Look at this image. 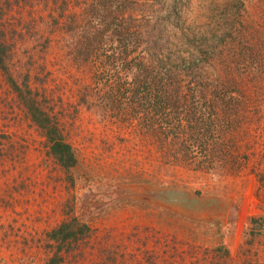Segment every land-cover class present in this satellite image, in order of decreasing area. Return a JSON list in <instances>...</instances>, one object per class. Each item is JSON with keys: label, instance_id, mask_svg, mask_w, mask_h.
I'll use <instances>...</instances> for the list:
<instances>
[{"label": "rangeland", "instance_id": "1", "mask_svg": "<svg viewBox=\"0 0 264 264\" xmlns=\"http://www.w3.org/2000/svg\"><path fill=\"white\" fill-rule=\"evenodd\" d=\"M4 1L0 28L11 46L12 75L39 92L79 163L66 171L50 155L0 69V264H43L54 251L49 232L69 215L93 232L64 264H264V0L183 1L181 21L212 86L231 80L242 92L233 93L235 106L228 109L237 112L227 138L233 163L209 170L194 169L189 159L166 162L160 127H146L153 115L138 131L104 112L99 100L85 101L94 63L112 51L97 50L88 60L81 52L94 32L84 29V0H68L64 15L66 0ZM128 58L116 69L125 82L118 93L124 104ZM188 136L178 139V148L188 146ZM208 201L222 216L191 210L195 215L183 205L209 209Z\"/></svg>", "mask_w": 264, "mask_h": 264}, {"label": "trees", "instance_id": "2", "mask_svg": "<svg viewBox=\"0 0 264 264\" xmlns=\"http://www.w3.org/2000/svg\"><path fill=\"white\" fill-rule=\"evenodd\" d=\"M183 1L84 0L89 21V27L86 25L84 29L94 32L82 42L81 52L84 50L88 60L97 50L112 51L106 57H100L101 53L100 64L94 63L97 75H94L93 84L84 86V98L85 101H89L88 97L99 100L104 112H113L138 131L146 126L145 116L153 115L146 127L147 130L149 127L148 132L156 124L160 127L163 133L161 151L168 163L177 165L189 159L196 163L193 167L196 170L227 168L235 155L227 138L232 136L230 128L237 119V112L229 114L228 109L231 108L229 104L235 106L233 93L242 92L231 80L215 82L216 86H212L203 66L204 60L197 56L196 44L190 39L189 28L181 21ZM67 3L68 0L63 2L61 15ZM8 5L7 1L0 3V20ZM5 37V30L0 28V69L41 129L50 155L63 169L71 171L79 163L76 150L63 135L59 119L39 102V92L33 93L27 82L22 87L15 80L9 66L11 46ZM123 55L129 57L131 69V82L124 92L128 100L125 104L118 99L121 85L125 84L117 71ZM133 55L136 56L130 59ZM102 65L106 71H102ZM174 70H178L180 76ZM175 75L177 79L183 75L186 84L175 81ZM184 134L189 135L190 143L184 146L180 142L181 148H178L177 141ZM92 232L90 225L69 215L49 232L54 251L43 264H64L66 257L82 250L81 244Z\"/></svg>", "mask_w": 264, "mask_h": 264}, {"label": "water", "instance_id": "3", "mask_svg": "<svg viewBox=\"0 0 264 264\" xmlns=\"http://www.w3.org/2000/svg\"><path fill=\"white\" fill-rule=\"evenodd\" d=\"M184 207L187 209L186 211L187 212H190L192 214H203L206 218H212V217H218V215H221L220 212H221V208H218L217 207V204L213 203V202H209L207 203V206H209V209H201L200 208V205L196 206V204H183ZM214 205V206H213ZM212 206V207H211ZM211 207V208H210ZM201 209V210H200ZM191 210L193 211H197L195 213H193ZM195 214V215H196ZM222 216V215H221Z\"/></svg>", "mask_w": 264, "mask_h": 264}]
</instances>
